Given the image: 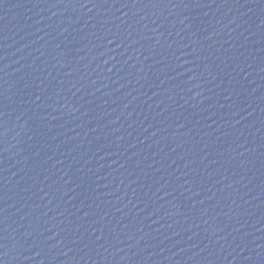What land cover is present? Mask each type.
<instances>
[{
	"label": "water",
	"instance_id": "1",
	"mask_svg": "<svg viewBox=\"0 0 264 264\" xmlns=\"http://www.w3.org/2000/svg\"><path fill=\"white\" fill-rule=\"evenodd\" d=\"M0 264H264V115L0 0Z\"/></svg>",
	"mask_w": 264,
	"mask_h": 264
}]
</instances>
